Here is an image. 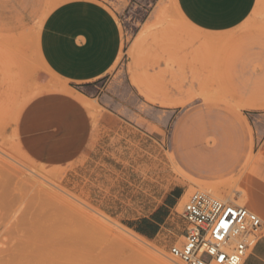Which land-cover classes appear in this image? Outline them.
I'll return each instance as SVG.
<instances>
[{"label": "rangeland", "instance_id": "374dc122", "mask_svg": "<svg viewBox=\"0 0 264 264\" xmlns=\"http://www.w3.org/2000/svg\"><path fill=\"white\" fill-rule=\"evenodd\" d=\"M62 1L0 0V264H182L169 250L196 191L256 213L264 235V0L225 32L175 0L146 14L116 0L123 51L89 88L40 53ZM135 234L155 250L123 241Z\"/></svg>", "mask_w": 264, "mask_h": 264}, {"label": "crops", "instance_id": "0c3cea01", "mask_svg": "<svg viewBox=\"0 0 264 264\" xmlns=\"http://www.w3.org/2000/svg\"><path fill=\"white\" fill-rule=\"evenodd\" d=\"M134 0H127L132 4ZM183 17L207 32H225L240 26L259 0H175ZM103 0H63L46 17L40 53L49 70L73 88H89L119 61L125 40L119 17L124 12ZM127 4V5H128ZM163 9L157 7L154 17ZM48 153V157H52ZM178 198V197H177ZM151 220L142 236L150 237ZM242 264H264V235L260 236Z\"/></svg>", "mask_w": 264, "mask_h": 264}, {"label": "built area", "instance_id": "2783aa9c", "mask_svg": "<svg viewBox=\"0 0 264 264\" xmlns=\"http://www.w3.org/2000/svg\"><path fill=\"white\" fill-rule=\"evenodd\" d=\"M153 3L154 0H145L144 4L134 0L131 8L146 14ZM183 218L187 223L183 243L169 250L182 264H242L262 229V220L256 213L204 191L188 197Z\"/></svg>", "mask_w": 264, "mask_h": 264}, {"label": "bare ground", "instance_id": "6f19581e", "mask_svg": "<svg viewBox=\"0 0 264 264\" xmlns=\"http://www.w3.org/2000/svg\"><path fill=\"white\" fill-rule=\"evenodd\" d=\"M177 8V7H176ZM178 10V9H177ZM221 187H224L223 185H217L215 187H213V192L218 195L220 194H224L223 197H225V199L229 200L228 198L231 195V191L227 190V188H223L221 189ZM221 189V190H220ZM248 194V193H247ZM221 198V197H220ZM244 198V196H243ZM232 199V197H231ZM222 200L224 201V199L222 198ZM253 201V200H252ZM253 203V202H251ZM250 206V205H249ZM138 235H134L133 237H123V241H125L131 248L138 250V251H142V252H148V250L146 249V247L151 248L153 250H155L153 248V246H150L148 244H146L143 240L140 239V237H137ZM146 246V247H145ZM146 254V253H145ZM164 264H179V263H172L169 260H164L163 261Z\"/></svg>", "mask_w": 264, "mask_h": 264}, {"label": "trees", "instance_id": "16d2710c", "mask_svg": "<svg viewBox=\"0 0 264 264\" xmlns=\"http://www.w3.org/2000/svg\"><path fill=\"white\" fill-rule=\"evenodd\" d=\"M147 223H149V222H147ZM154 229H155V226H154V225H152V228H151V230H153V231H154ZM137 232L141 233L142 231L139 229V230H137Z\"/></svg>", "mask_w": 264, "mask_h": 264}]
</instances>
